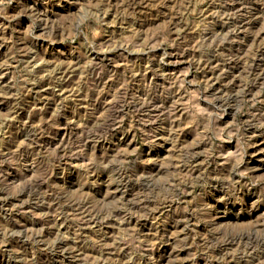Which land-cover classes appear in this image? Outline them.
<instances>
[{"label": "rangeland", "instance_id": "374dc122", "mask_svg": "<svg viewBox=\"0 0 264 264\" xmlns=\"http://www.w3.org/2000/svg\"><path fill=\"white\" fill-rule=\"evenodd\" d=\"M0 264H264V0H0Z\"/></svg>", "mask_w": 264, "mask_h": 264}]
</instances>
